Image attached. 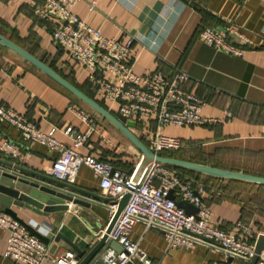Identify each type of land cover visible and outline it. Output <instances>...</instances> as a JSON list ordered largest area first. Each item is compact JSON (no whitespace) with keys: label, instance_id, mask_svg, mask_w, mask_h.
Here are the masks:
<instances>
[{"label":"crops","instance_id":"1","mask_svg":"<svg viewBox=\"0 0 264 264\" xmlns=\"http://www.w3.org/2000/svg\"><path fill=\"white\" fill-rule=\"evenodd\" d=\"M88 1L97 4L93 13L88 10ZM75 13L107 37L126 40L130 35L137 36L134 45L137 74L161 71L172 76L178 70L186 72L190 77L187 89L207 101L202 115L221 119V123L205 127H163L160 130L163 135L179 138L183 143V148L174 152L175 156L264 177V0H86L76 6ZM51 21L58 20L52 17ZM204 26L216 30L235 26L252 39V44L249 47L237 44L245 48L243 57L229 56L199 39L198 31ZM51 32L52 24L40 22L24 0H0V33L77 85L87 87V70L53 43ZM15 57L0 58V105L36 122L42 132L51 134L67 148L72 147L75 135L87 133L91 124L97 125L98 130L79 149L84 156L109 161L123 171L132 170L141 160L140 152L111 124L97 120L90 108L76 102L43 73ZM70 107L83 110L89 122H83ZM145 127L154 132L157 126L150 120ZM142 131V124L133 129L140 139ZM0 134L15 143L23 154L17 164L50 175L56 158L54 152L25 143L14 128L2 122ZM0 159L14 162L1 155ZM187 177L209 188L206 202L212 210L211 226L238 233L237 225L245 224L252 230L251 239L257 241L264 235V185L202 174ZM73 185L102 198L90 208L102 225L100 234H95L71 212L38 213L12 205L11 211L18 220L1 209L0 212L20 223L41 227L47 234L44 236L49 235L50 227L58 229L63 224V229L58 231L88 254L109 224L106 208L99 205L108 203L109 197L101 190L100 180L86 166L81 167ZM88 218L95 223L93 218ZM7 238V231L0 229V264H22L5 257ZM132 239L140 240V248L152 264H225L219 252L204 246L167 253L164 234L156 230L145 232L137 226ZM49 246L51 258L73 251L62 240H51ZM45 264L53 263L47 260Z\"/></svg>","mask_w":264,"mask_h":264},{"label":"built area","instance_id":"2","mask_svg":"<svg viewBox=\"0 0 264 264\" xmlns=\"http://www.w3.org/2000/svg\"><path fill=\"white\" fill-rule=\"evenodd\" d=\"M24 1L40 22L52 24L53 43L87 70L92 92L107 105L108 111L126 122H135V128L139 124L143 125L141 140L155 154L176 152L183 148L179 138L160 132L165 126L195 128L221 123V119L202 115L207 101L187 89L190 77L186 72L178 70L172 76L161 71L137 74L134 70L138 59L134 49L137 36L130 35L126 40L110 38L101 29L90 26L75 13L76 6L86 0H42L41 3L36 0ZM87 3L89 12L93 13L96 2ZM52 17L58 21H51ZM229 34L237 36L247 47L252 44V39L235 26L226 32L205 27L198 37L205 45L217 51L237 58L243 57L245 48L238 46ZM70 110L83 122H89L90 118L83 110L75 107H70ZM226 118H230V115ZM150 120L156 123L154 132L145 127ZM0 122L14 128L25 143L41 146L56 154L50 173L54 179L74 184L81 167H88L100 180V188L105 196L117 202L99 204L106 208L109 222L118 210V202L125 195H130L108 236V243L90 264H152L151 258L141 250L140 240L132 239L137 226H141L145 232L156 230L163 233L167 253L204 246L219 252L225 264H250L253 259L256 240L251 239L252 230L249 226L238 224L239 232L235 233L209 224L212 210L206 202L208 187L204 183L156 162L148 164L137 177L141 160L132 170L123 171L109 161L80 154L79 149L98 130L97 125L91 124L87 133L75 135L72 147L67 148L51 134L42 132L36 122L7 106L0 105ZM0 155L16 163L23 158L17 145L4 139L1 134ZM172 192L177 201H186L199 211L188 215L177 206L176 200L169 198ZM33 227L45 233L41 227ZM0 229L8 233L5 251L7 259L22 264H45L47 260L53 264L81 262L74 251L51 258L49 245L32 235L25 225L2 212ZM62 229L63 224L58 230ZM112 242H118L124 252L118 253L112 249ZM257 264H264V251L259 255Z\"/></svg>","mask_w":264,"mask_h":264},{"label":"water","instance_id":"3","mask_svg":"<svg viewBox=\"0 0 264 264\" xmlns=\"http://www.w3.org/2000/svg\"><path fill=\"white\" fill-rule=\"evenodd\" d=\"M218 31L226 32L224 28H219ZM229 36L235 40L236 44L243 45V42L237 36L233 34H229ZM0 46L13 52L19 58L26 61L57 85L80 100L84 105L93 111L97 120H105L118 132H120L131 143V145H133L140 152L142 156L137 177L142 174L148 164L156 162L165 166L189 170L218 179L239 180L264 185V177L262 176L230 171L205 164L155 154L133 132V129L136 127L135 122H122L114 114L104 108L97 100L87 96L67 79L57 73L47 63L40 60L31 52L19 46L1 33ZM129 198L130 195L127 194L118 202V210L115 216L110 220L108 226L105 228L98 244L88 254L81 251L75 243L62 235L55 227H50V230H48L49 235L44 236L30 225L24 223L22 224L28 228V231L32 235L39 238L46 245H50L51 240H54L55 242H60L61 240L66 242L73 249V251L76 252L78 258L81 260L80 264H90L92 259L100 253L108 243V236L119 219L123 209L127 205ZM169 198L176 200L173 192L170 194ZM98 199L102 198L92 192L80 189L73 184L56 180L50 175L40 174L22 167L17 163L0 159V209L16 220H18L16 215L11 211L12 205L17 207H27L38 213L71 212L78 215L79 218L95 234H100L102 225L100 224L99 219L92 212H90L92 204L96 203V200ZM106 201L112 204L117 203L114 198H106ZM176 204L179 208L184 209L188 215L196 214L199 211L198 208L186 201L176 200ZM88 216L93 218L95 223H92ZM110 247L118 253L124 252L123 247L118 242L110 243ZM263 251L264 235H261L256 241L255 254L250 264H257L259 255ZM231 261L232 260L229 262Z\"/></svg>","mask_w":264,"mask_h":264},{"label":"trees","instance_id":"4","mask_svg":"<svg viewBox=\"0 0 264 264\" xmlns=\"http://www.w3.org/2000/svg\"><path fill=\"white\" fill-rule=\"evenodd\" d=\"M189 1V0H188ZM194 1V0H193ZM32 10V9H31ZM33 11V10H32ZM34 13V12H33ZM205 27H209V26H204L203 28H205ZM203 28H201L199 31H198V35H199V33L201 32V30L203 29ZM4 48V47H3ZM6 49V48H5ZM25 49V48H24ZM26 62V61H25ZM51 67L57 72V73H59L62 77H64L65 79H67L70 83H72L74 86H76L79 90H81L83 93H85L87 96H89V97H91V98H93V99H95V100H97L104 108H106L107 110H108V107H107V105L106 104H104L103 102H101L100 100H98L96 97H95V95H94V93L92 92V90H90V87L92 88V86H91V84H90V82L88 81L87 83H88V85H87V87H82V86H79V85H77L75 82H74V80H72V79H70L69 77H67V76H64L63 74H61L58 70H56L52 65H51ZM56 84V83H55ZM57 85V84H56ZM57 86H59V85H57ZM60 87V86H59ZM62 90H64L65 92H67L68 94H70L68 91H66L65 89H63L62 87H60ZM189 90V89H188ZM190 91V90H189ZM73 98H74V100L76 101V102H80V103H82L80 100H78L76 97H74L72 94H70ZM83 104V103H82ZM112 113V112H111ZM112 114H114L119 120H121L122 122H124V123H126V121L123 119V118H121L120 116H118L117 114H115V113H112ZM171 153H174V152H161L159 155H161V156H164V157H173V158H177V159H181V158H179V157H177V156H175L174 154H172L171 155ZM181 160H184V159H181ZM186 161H188V160H186ZM192 162V161H191ZM171 167V166H170ZM171 168H173V169H175V170H177V171H179L180 173H182V174H184V175H186V176H188V175H201V174H198V173H195V172H192V171H189V170H184V169H180V168H176V167H171ZM208 178H212V177H209V176H207ZM206 185V184H205ZM207 186V185H206ZM208 187V186H207ZM208 191H209V188H208Z\"/></svg>","mask_w":264,"mask_h":264},{"label":"rangeland","instance_id":"5","mask_svg":"<svg viewBox=\"0 0 264 264\" xmlns=\"http://www.w3.org/2000/svg\"><path fill=\"white\" fill-rule=\"evenodd\" d=\"M5 56L10 57V58H13V57L16 58L13 52H11V51H9V50L3 48L2 46H0V58H3V57H5ZM89 112H90V111H89ZM132 146H133V145H132ZM136 150H137V149H136ZM137 152H139V151L137 150ZM139 154H140V153H139ZM172 154H174V153H171V155H172ZM141 158H142V156H141Z\"/></svg>","mask_w":264,"mask_h":264}]
</instances>
